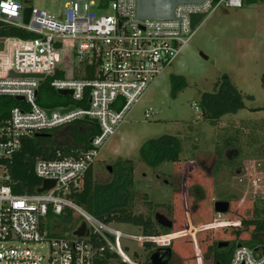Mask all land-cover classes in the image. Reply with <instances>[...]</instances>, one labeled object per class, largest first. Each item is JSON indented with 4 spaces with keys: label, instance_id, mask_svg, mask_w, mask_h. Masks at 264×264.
<instances>
[{
    "label": "built area",
    "instance_id": "built-area-1",
    "mask_svg": "<svg viewBox=\"0 0 264 264\" xmlns=\"http://www.w3.org/2000/svg\"><path fill=\"white\" fill-rule=\"evenodd\" d=\"M244 4L245 0L183 3L176 7L173 19H149L137 16V0H66L60 16L30 6L29 0H0V22L34 34L0 37V96L23 97L18 100L22 105L0 118V264H147L138 252L125 251L122 238L141 243L145 250L147 241L162 246L164 236L124 233L70 195L81 191L102 148L154 80L173 64L198 23L221 5L238 8ZM27 8L31 12L25 22ZM193 14L204 15L194 27ZM10 71L44 74L45 78L12 77ZM48 77L57 92L72 91L66 95L69 103L54 108L39 104V87ZM61 108L69 110L61 112ZM157 114L145 110L146 118ZM86 116L91 122L96 119L99 127L88 146L68 154L57 149L54 158H39L35 163L34 172L41 179L38 189L43 180H52L54 185L41 192H15L8 161L21 149L23 139L52 138ZM50 209L54 215L80 217L79 226L84 223L87 234L76 235L77 225L72 226L73 232L54 234L44 224ZM229 227L241 229L229 264H264L261 252L242 244L246 228L241 221L195 226L192 240L198 264L203 262L200 232Z\"/></svg>",
    "mask_w": 264,
    "mask_h": 264
},
{
    "label": "rangeland",
    "instance_id": "rangeland-1",
    "mask_svg": "<svg viewBox=\"0 0 264 264\" xmlns=\"http://www.w3.org/2000/svg\"><path fill=\"white\" fill-rule=\"evenodd\" d=\"M65 2L29 0V5L60 16ZM263 74L264 0H249L238 8L219 6L198 23L189 43L128 113L92 168L95 182L105 184L112 180V172L119 160L133 162V179L138 191L134 210L153 217L157 212L163 213L173 221L176 232H188L179 239L172 236L175 232L161 229L160 235L166 239L162 246L172 248L176 264H198L192 240L195 226L251 219L255 205H261L264 200V154L262 157L238 158L237 152L229 148L223 153L225 163L217 167L219 157L215 152V141L225 129L232 127L231 124L238 126L241 121H247L257 126L264 120V109L250 110L264 107ZM172 75H182L186 80V86L175 96L172 94ZM225 75L243 95L245 108L212 122L203 117L200 102L203 93L218 90L217 85ZM146 109H153L158 114L146 118ZM84 125L90 127L93 124L86 121ZM244 131L248 132V129ZM166 135L181 139V160L164 162L155 168L148 166L141 158V148L146 142ZM258 137H264V134ZM52 138L55 144L63 147L75 146L69 128H61ZM164 180L169 181L168 184ZM220 200L230 201L227 213L215 211V202ZM55 216L56 229L52 228L55 221L44 220L48 229L55 230L56 235H62L59 232L63 229L73 232V229L59 225L62 215ZM72 217L74 225L79 226L82 219L77 215ZM110 223L124 233L143 234L142 229L130 223ZM234 231L218 228L200 232V243L211 245L216 241H230L229 246L234 245L231 241L239 236ZM252 233L253 227H248L241 235L242 239H249ZM261 237L264 239V233ZM122 244L125 251H136L141 258H146L147 250L141 243L124 237ZM206 251L201 254V264L214 261L213 251L210 248Z\"/></svg>",
    "mask_w": 264,
    "mask_h": 264
},
{
    "label": "trees",
    "instance_id": "trees-1",
    "mask_svg": "<svg viewBox=\"0 0 264 264\" xmlns=\"http://www.w3.org/2000/svg\"><path fill=\"white\" fill-rule=\"evenodd\" d=\"M249 1V0H245ZM33 37L34 34L28 33L20 28L4 25L0 22V37ZM91 67V73L95 69V65ZM92 77V74L89 75ZM172 94L175 96L186 86V80L182 75H172ZM264 86V74L262 77ZM219 88L214 92H205L202 95L200 102L202 115L205 119L212 122H217L223 115L229 113H236L242 108H245L243 95L234 86L229 78L225 75L223 80L217 85ZM70 98H64L56 90L50 86V78H46L39 87L38 102L45 108H54L59 105L67 104ZM22 105V102L10 96H0V118L5 117L9 110L14 107ZM264 109V107H253L250 110L257 111ZM89 120H79L68 127L72 130L75 146H65L55 144L53 138L46 137H27L22 141L21 149L15 153L8 161L9 171L12 178V185L17 193L35 192L41 184V179L35 174L34 166L39 158L51 159L55 157L57 149H61L63 153L68 154L73 152L79 146L86 147L89 144V139L98 133L99 127L92 123L90 127H85L84 123ZM230 128L219 135L215 141V152L219 157L217 167L224 164L223 153L226 149H231L237 152L238 158L247 157H262L264 148V137H258L264 134V120L259 125H253L249 122L241 121V124L236 126L231 124ZM248 129V132L244 131ZM183 153L182 142L180 138L172 135H166L158 139L146 142L140 150L142 160L150 167H157L164 162H178L181 160ZM112 180L105 184H98L95 182L93 169H90L86 174L83 187L81 191L72 192V199L79 205L84 206L90 213L103 220L106 223H133L142 228V233L145 236H158L161 234V229L165 232H175L176 229H169L159 226L154 219L144 218L141 215L132 216L129 210L131 187L133 183V162L130 159H122L117 162V166L112 172ZM52 210L48 212L47 218L55 221L52 225L53 229L57 228V218ZM58 217V216H57ZM60 226L71 229L74 226V220L70 213L59 216ZM242 224L248 229L253 227V233L249 239L242 241V244L247 245L254 250L259 246H264V239L261 233H264V200L262 204H256L254 209V216L251 219L241 220ZM228 231H234L236 235L241 233L238 227L221 228ZM206 229L202 232H205ZM245 230V233H246ZM226 231V230H225ZM66 229L62 232L66 233ZM183 232V231H182ZM180 232L174 238L182 239L187 233ZM193 235V234H192ZM200 235V234H199ZM200 237L198 236V243L201 251L207 253V248L213 252L214 262L219 264H229L233 251L236 248V238L231 242L234 245L228 247L218 248L219 241L213 242L211 245H201ZM230 242V241H229ZM156 243L152 241L146 242L148 252H155ZM205 248V249H204ZM195 251V248H193ZM260 252V251H259ZM147 262V261H146Z\"/></svg>",
    "mask_w": 264,
    "mask_h": 264
},
{
    "label": "water",
    "instance_id": "water-1",
    "mask_svg": "<svg viewBox=\"0 0 264 264\" xmlns=\"http://www.w3.org/2000/svg\"><path fill=\"white\" fill-rule=\"evenodd\" d=\"M204 0H137V16L139 18H149V19H173L175 16V9L178 5L183 3H202ZM31 9L27 8L25 9V22H28L29 15H30ZM204 17L203 14H193L191 16V23L194 27L202 18ZM9 76L12 77H20V78H26V77H33V78H39L41 81L45 78L44 74H16L13 71H10ZM58 93L60 95H71L72 91L69 90H59ZM18 100H22L23 97H17ZM69 109H73V107H70ZM69 109H59L61 112H64L65 110ZM85 120H89V118L86 116ZM93 123L97 124V120L94 119L92 121ZM111 170L112 168L109 167ZM54 181L52 180H43L42 187L38 189L39 192L50 188L54 185ZM214 209L217 213H227L230 209V201L228 200H220L216 201L214 205ZM155 220L156 222L165 227L172 229L173 228V221L169 219L166 215L163 213H156L155 214ZM76 235H86V226L84 223H82L79 228L75 231ZM230 244L229 241H219L217 246L218 248L228 247ZM256 251H260L264 255V246H259L255 249ZM172 252V249L170 247L166 248V253L163 255L161 253V249L156 250L149 256L147 259V264H167L168 258L170 257ZM167 256V257H166ZM126 264V263H121ZM210 264H219L215 263L214 261Z\"/></svg>",
    "mask_w": 264,
    "mask_h": 264
},
{
    "label": "flooded vegetation",
    "instance_id": "flooded-vegetation-1",
    "mask_svg": "<svg viewBox=\"0 0 264 264\" xmlns=\"http://www.w3.org/2000/svg\"><path fill=\"white\" fill-rule=\"evenodd\" d=\"M109 167H111V166H108V170L109 171H112V169L110 170L109 169ZM158 177V176H157ZM168 182L169 181H167V180H164V183L165 184H168ZM138 191H136L135 190V184H134V179H133V183H132V187H131V198H130V206H129V210H130V212H131V215L132 216H138V215H141V216H143L145 219L146 218H152V219H154V221L156 222V220H155V215H154V217L153 216H151L150 214H146V213H142L141 211H135L134 210V206H133V203H134V200H135V198H136V193H137ZM145 195H146V193H144ZM143 194V195H144ZM144 195V196H145ZM158 213V212H157ZM157 223V222H156ZM158 224V223H157ZM131 225H133L134 227H136V228H140V229H142L139 225H136V224H133V223H131ZM159 225V224H158ZM159 226H161V225H159ZM167 247H170V246H157L156 248H154L155 250L154 251H156V250H158V249H161V253L163 254V255H165V253H166V248ZM171 248V247H170ZM145 249L147 250V248L145 247ZM172 249V248H171ZM148 251H150V250H147V252H146V261H147V259L149 258V256H151V254H152V252H148ZM167 257V256H166ZM212 258H214L213 256H212ZM167 264H176V259H175V254L173 253V251L171 252V255H170V257L168 258V262H167Z\"/></svg>",
    "mask_w": 264,
    "mask_h": 264
}]
</instances>
